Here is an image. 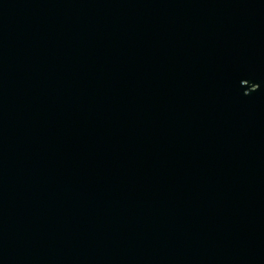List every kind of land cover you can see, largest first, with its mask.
I'll return each instance as SVG.
<instances>
[{
  "label": "water",
  "instance_id": "water-1",
  "mask_svg": "<svg viewBox=\"0 0 264 264\" xmlns=\"http://www.w3.org/2000/svg\"><path fill=\"white\" fill-rule=\"evenodd\" d=\"M0 264H264V0H0Z\"/></svg>",
  "mask_w": 264,
  "mask_h": 264
}]
</instances>
